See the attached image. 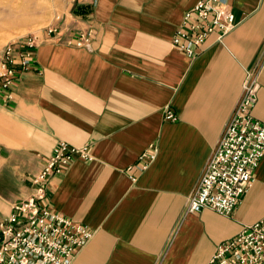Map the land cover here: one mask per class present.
I'll list each match as a JSON object with an SVG mask.
<instances>
[{
  "label": "crops",
  "instance_id": "0c3cea01",
  "mask_svg": "<svg viewBox=\"0 0 264 264\" xmlns=\"http://www.w3.org/2000/svg\"><path fill=\"white\" fill-rule=\"evenodd\" d=\"M199 1H66L60 31L39 37L28 68L0 93V220L35 191L32 176L60 143L93 157L46 182L45 202L93 231L71 264H205L264 217V155L230 216L186 213L248 71L258 72L251 113L264 125V0H221L238 24L190 59L171 41ZM88 30L89 46L76 47Z\"/></svg>",
  "mask_w": 264,
  "mask_h": 264
},
{
  "label": "built area",
  "instance_id": "2783aa9c",
  "mask_svg": "<svg viewBox=\"0 0 264 264\" xmlns=\"http://www.w3.org/2000/svg\"><path fill=\"white\" fill-rule=\"evenodd\" d=\"M238 22L232 8L221 0H200L186 11L172 37V47L192 59L206 40L221 43ZM58 25L45 29L50 35ZM91 30L73 37L74 45L87 48ZM39 37L27 35L7 43L0 52V93L7 91L28 68L29 49ZM259 89L258 72L246 73L240 97L218 142L213 147L196 188L186 201V213L204 208L230 216L250 187L253 171L264 155V125L253 118ZM165 119L175 120L166 109ZM157 154L149 147L138 157L142 170ZM75 157L92 160L87 146L60 143L42 168L32 176L35 191L11 204L9 215L0 220V264H71L77 252L91 239L93 231L78 224L45 202L47 179L62 172ZM135 182V178H131ZM43 202V203H42ZM205 264H264V217L245 225L233 237L221 242Z\"/></svg>",
  "mask_w": 264,
  "mask_h": 264
},
{
  "label": "rangeland",
  "instance_id": "374dc122",
  "mask_svg": "<svg viewBox=\"0 0 264 264\" xmlns=\"http://www.w3.org/2000/svg\"><path fill=\"white\" fill-rule=\"evenodd\" d=\"M67 0H0V52L27 35L41 37L60 21Z\"/></svg>",
  "mask_w": 264,
  "mask_h": 264
}]
</instances>
